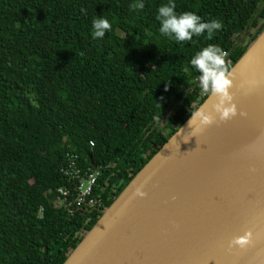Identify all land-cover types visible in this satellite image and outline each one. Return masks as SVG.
I'll return each mask as SVG.
<instances>
[{
	"label": "trees",
	"instance_id": "1",
	"mask_svg": "<svg viewBox=\"0 0 264 264\" xmlns=\"http://www.w3.org/2000/svg\"><path fill=\"white\" fill-rule=\"evenodd\" d=\"M137 2L0 0V264H63L209 96L191 57L218 45L230 70L264 31V0H174L177 13L222 23L211 40L178 43L155 18L168 0ZM98 16L112 28L94 39ZM71 156L99 167L100 206L71 204ZM58 188L70 189L66 207Z\"/></svg>",
	"mask_w": 264,
	"mask_h": 264
},
{
	"label": "water",
	"instance_id": "2",
	"mask_svg": "<svg viewBox=\"0 0 264 264\" xmlns=\"http://www.w3.org/2000/svg\"><path fill=\"white\" fill-rule=\"evenodd\" d=\"M263 53L264 31L230 69L233 103ZM214 99L209 94L196 110H211ZM190 118L103 210L63 264H264V135L207 163L212 146H222L217 139L224 123L190 136ZM195 163V169L189 166ZM90 164L96 167L92 159ZM248 230V246L229 248L233 237Z\"/></svg>",
	"mask_w": 264,
	"mask_h": 264
},
{
	"label": "clouds",
	"instance_id": "3",
	"mask_svg": "<svg viewBox=\"0 0 264 264\" xmlns=\"http://www.w3.org/2000/svg\"><path fill=\"white\" fill-rule=\"evenodd\" d=\"M130 7L133 10H142L145 5L138 0ZM175 8L174 0H168L167 4L158 7L155 18L160 24L159 32L166 37L174 38L178 43L191 41L194 36L205 33V38L211 40L215 32L222 28V23L216 19H212L210 22H202L201 17L197 14L188 11L177 13ZM83 11L85 10L82 9ZM92 28L94 39L103 38L106 31L111 30L112 25L108 19L98 16L92 21ZM227 56L228 53L218 45L208 44L198 50L190 59L191 67L196 69L198 73L197 80L201 90L215 98L211 104V110L202 107L191 112V118L187 124V127L191 129L188 133L190 136H197L206 127L216 123L217 116L219 121L223 122L237 115V108L233 103V94L230 92L233 81L230 79L232 73L226 63ZM239 114L241 116L246 115L244 112ZM182 131L183 129H180L177 135H180ZM139 194L143 195V193ZM251 242L252 232L248 230L243 235L233 237L229 241V248L233 246L245 248Z\"/></svg>",
	"mask_w": 264,
	"mask_h": 264
},
{
	"label": "bare ground",
	"instance_id": "4",
	"mask_svg": "<svg viewBox=\"0 0 264 264\" xmlns=\"http://www.w3.org/2000/svg\"><path fill=\"white\" fill-rule=\"evenodd\" d=\"M254 65V72L250 83L246 87H240L241 92L235 99L234 103L237 108V115L232 117L230 120L223 121L224 123V133H222L217 141L223 144L226 139L230 143L226 146H212V153L207 156L209 159L206 161L210 163L214 160H219L222 157H227L228 155L238 152L254 143L258 142L264 135V80L256 81L259 79L258 72L264 73L262 70L264 67V62L261 60ZM246 113L245 116H241L239 113ZM219 124V117L217 119ZM222 123V122H221ZM210 147V146H209ZM209 147L202 151L206 153ZM220 147V148H219ZM193 169L198 167V165H189ZM200 167H203L199 163Z\"/></svg>",
	"mask_w": 264,
	"mask_h": 264
},
{
	"label": "built area",
	"instance_id": "5",
	"mask_svg": "<svg viewBox=\"0 0 264 264\" xmlns=\"http://www.w3.org/2000/svg\"><path fill=\"white\" fill-rule=\"evenodd\" d=\"M92 145L93 143L90 142ZM62 174L69 179L74 180L73 190L76 192L75 196L72 197L73 206H100L99 200L94 196V187L97 183V179L100 175V169L96 167H88L83 169L76 161V156L69 157L66 165L61 169ZM57 191L60 193V205L66 207L67 197L69 196L70 189L58 188Z\"/></svg>",
	"mask_w": 264,
	"mask_h": 264
},
{
	"label": "rangeland",
	"instance_id": "6",
	"mask_svg": "<svg viewBox=\"0 0 264 264\" xmlns=\"http://www.w3.org/2000/svg\"><path fill=\"white\" fill-rule=\"evenodd\" d=\"M263 56H264V53L262 54V56H261V58H263ZM260 58V59H261ZM260 61V60H259ZM262 62H264V59L263 60H261V63ZM263 71H264V67H263V69H262ZM258 76H260L259 77V79L256 81V83H258L259 81H261V80H264V73H260V71L258 72ZM159 123H160V126H162L163 124H164V119H160V121H159ZM230 143L227 141V139H226V141L222 144L223 146H226V145H229ZM220 148V147H219Z\"/></svg>",
	"mask_w": 264,
	"mask_h": 264
}]
</instances>
